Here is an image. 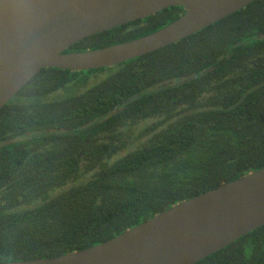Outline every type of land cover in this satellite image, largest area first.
Wrapping results in <instances>:
<instances>
[{"label":"trees","instance_id":"1","mask_svg":"<svg viewBox=\"0 0 264 264\" xmlns=\"http://www.w3.org/2000/svg\"><path fill=\"white\" fill-rule=\"evenodd\" d=\"M185 14L166 9L66 53L137 40ZM263 168L257 0L112 68L42 70L0 111V264L103 244ZM197 264H264V226Z\"/></svg>","mask_w":264,"mask_h":264},{"label":"water","instance_id":"2","mask_svg":"<svg viewBox=\"0 0 264 264\" xmlns=\"http://www.w3.org/2000/svg\"><path fill=\"white\" fill-rule=\"evenodd\" d=\"M257 0H0V111L42 70L121 65L172 46ZM186 14L130 42L66 53L159 12ZM264 226V168L179 203L122 235L65 256L3 264H197Z\"/></svg>","mask_w":264,"mask_h":264},{"label":"rangeland","instance_id":"3","mask_svg":"<svg viewBox=\"0 0 264 264\" xmlns=\"http://www.w3.org/2000/svg\"><path fill=\"white\" fill-rule=\"evenodd\" d=\"M122 156V154H120L118 157H121Z\"/></svg>","mask_w":264,"mask_h":264}]
</instances>
